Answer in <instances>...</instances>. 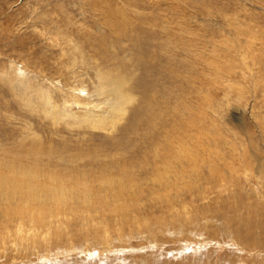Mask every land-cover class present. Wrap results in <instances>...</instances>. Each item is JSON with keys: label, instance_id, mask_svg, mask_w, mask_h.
Returning <instances> with one entry per match:
<instances>
[{"label": "rangeland", "instance_id": "374dc122", "mask_svg": "<svg viewBox=\"0 0 264 264\" xmlns=\"http://www.w3.org/2000/svg\"><path fill=\"white\" fill-rule=\"evenodd\" d=\"M0 161V264H264V0H0Z\"/></svg>", "mask_w": 264, "mask_h": 264}, {"label": "bare ground", "instance_id": "6f19581e", "mask_svg": "<svg viewBox=\"0 0 264 264\" xmlns=\"http://www.w3.org/2000/svg\"><path fill=\"white\" fill-rule=\"evenodd\" d=\"M239 34V33H237ZM102 78H105L102 76ZM104 80V79H103ZM119 80V79H118ZM113 80H111L112 82ZM119 82V81H118ZM116 81V83H118ZM123 83V82H122ZM124 84V83H123ZM109 86V85H107ZM114 86V91L118 89V86L115 84L112 85ZM111 90V88H110ZM121 92V91H120ZM103 95V94H102ZM109 99V98H108ZM113 102V100H111ZM114 103V102H113ZM119 100H115V105L117 106V110L124 109L127 110V107H125V102H122L121 106L119 104ZM112 108V107H111ZM115 109V108H114ZM118 112V111H117ZM106 113V112H105ZM120 113H123L121 111ZM123 115V114H122ZM113 117V116H112ZM120 118H123L120 116ZM110 124V123H109ZM52 149V148H51ZM54 150V149H53ZM32 151V150H31ZM34 151V150H33ZM181 151V150H180ZM60 152V151H59ZM240 153V152H239ZM41 154V153H40ZM38 155V154H37ZM235 158V157H234ZM224 160V159H223ZM17 161V160H16ZM1 162V161H0ZM3 162V161H2ZM231 162V161H230ZM16 168H13L12 170V175L14 177L13 180H8L9 177L6 179L2 178L0 179V188L2 187L1 185L5 182L8 185V188L6 190L0 189V210H4L5 214L3 215V219L0 220V231H6L10 232L11 230V225L14 223L16 226L19 225V229H27L29 228V234L32 231H40L42 228L41 227H47L51 226L52 222L57 223L59 222L61 225V222L59 221L60 217H57V215H60L61 213L65 212L68 209H72V205L68 203L70 199L67 198L66 193L64 192L63 189H58L57 192L55 190L53 191L50 187V190H52L55 195H50L53 197L55 203H48V199H46L45 195H47L48 192L44 190L43 187L37 188L36 185L29 183L27 185V177L30 175H39L37 170H33L32 168H26L20 161L14 163ZM13 164V165H14ZM231 164V163H230ZM229 164V165H230ZM11 167V166H10ZM54 167V164H53ZM4 168V167H3ZM23 168V169H22ZM5 169V168H4ZM3 169V170H4ZM21 169V170H20ZM35 169V168H34ZM37 169V168H36ZM1 170V171H3ZM7 170V169H6ZM22 171V172H21ZM170 171V170H169ZM4 174V173H3ZM5 175V174H4ZM1 176H3L1 174ZM12 177V176H11ZM198 178V177H197ZM177 179V178H176ZM26 184V185H25ZM26 186V187H24ZM12 187V188H10ZM5 188V187H3ZM89 195V194H88ZM27 197V198H26ZM49 197V196H48ZM51 197V198H52ZM90 198V195H89ZM19 199L18 204L22 203L24 201L31 202V205L28 206V208H20V212L18 213H12L9 212L8 209H11L14 204H12V201ZM89 200V199H88ZM4 201V202H3ZM6 201V202H5ZM87 201V200H86ZM85 201V202H86ZM95 201V200H94ZM117 201V200H116ZM51 206L50 210H47V205ZM75 204H77L75 202ZM85 204V203H84ZM91 205V204H90ZM74 206V205H73ZM124 207V206H123ZM18 208V207H17ZM74 209V208H73ZM77 209V207H76ZM18 210V209H17ZM34 210V211H33ZM80 210V209H79ZM125 210V209H124ZM14 211V208H13ZM35 211H38L37 213ZM85 211V210H84ZM123 211V210H122ZM67 213V212H66ZM122 214V213H121ZM68 216V215H67ZM70 216V215H69ZM123 216V215H122ZM85 217V216H84ZM73 218V217H72ZM63 219V218H62ZM93 220V218H92ZM17 221V223H16ZM70 221V220H69ZM64 222V221H63ZM66 222V221H65ZM88 222V221H87ZM90 222V219H89ZM103 222V221H102ZM58 223V224H59ZM58 224L56 226H58ZM79 224V223H78ZM73 225V224H72ZM25 226V228H23ZM59 227V226H58ZM76 227V226H75ZM52 228V227H51ZM80 228V227H79ZM96 228V227H95ZM50 229V228H49ZM47 229V230H49ZM61 229V228H58ZM55 230V229H54ZM42 231V230H41ZM58 231V230H57ZM43 234V232H40ZM50 233V232H49ZM2 234V233H1ZM15 235V234H14ZM4 237V236H3ZM16 238V237H15ZM21 238V237H20ZM4 239V238H3ZM7 239V238H5ZM4 239V240H5ZM18 240V238H17ZM35 240V239H34ZM15 242V241H14ZM32 242V241H31ZM34 242V241H33ZM32 242V243H33ZM36 244V243H35ZM7 247V246H6ZM86 248V247H85ZM3 252V251H1ZM89 254V253H88Z\"/></svg>", "mask_w": 264, "mask_h": 264}]
</instances>
